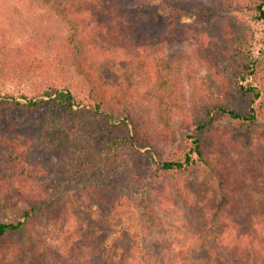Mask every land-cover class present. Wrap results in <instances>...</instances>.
Instances as JSON below:
<instances>
[{"label": "trees", "instance_id": "16d2710c", "mask_svg": "<svg viewBox=\"0 0 264 264\" xmlns=\"http://www.w3.org/2000/svg\"><path fill=\"white\" fill-rule=\"evenodd\" d=\"M34 1L59 16L67 35L55 44V55L41 57L34 51L41 46L27 42L0 59V84L23 76L28 85L20 99L0 87V264H73L48 251L44 235L54 225L62 229L73 222L71 205L85 202L119 218V229L132 241L123 255L109 261L87 242L93 264L118 259L123 264H172L163 244L154 249L144 244L147 222L141 208L148 206L135 205L134 194L146 198L147 174L154 169L175 191L191 197L186 184L198 167L213 178L202 203L204 225L214 232V247H203L205 264H223L222 257L228 264H264V56L255 58L253 42L228 23L216 34L224 44L217 45L216 37L201 39L198 56L214 70L216 94L208 93L203 110L195 108L186 143L166 157L141 130L134 108L106 101L111 92L90 64L108 46L121 51L119 56L142 58L148 42L151 51L171 43L178 36L169 35L168 28L183 33L176 19L199 14L196 6H180L177 0ZM222 2L229 8L226 16L234 17V9L252 21L264 20V0ZM158 10L168 12L163 23L156 19ZM174 61L165 62L168 72ZM71 70L80 73L83 85ZM239 97L247 98L246 108L237 104ZM45 104L60 113L39 114ZM221 119L246 128L241 130L246 138L237 139L241 145L231 139L233 130L217 127L215 120ZM36 135L40 149L56 156V184L49 191L41 184L42 166L28 158ZM140 147L149 149L140 152Z\"/></svg>", "mask_w": 264, "mask_h": 264}, {"label": "rangeland", "instance_id": "374dc122", "mask_svg": "<svg viewBox=\"0 0 264 264\" xmlns=\"http://www.w3.org/2000/svg\"><path fill=\"white\" fill-rule=\"evenodd\" d=\"M70 1L56 0L57 4ZM153 2L159 3V0ZM189 2L190 5H195V10L200 13L181 14L176 19L177 24L184 27L181 30L183 33L171 25L168 28L171 34H168L178 36L174 37L171 43L156 45L151 51L148 42L145 47L148 50L142 58L135 57V54L131 57L119 56L121 51H115L108 46L107 51L101 56L93 57L90 64L93 69L98 70L97 78H100L98 80L102 82L101 86L111 92L105 95L106 101L118 108H134L136 116L140 119L141 130L147 134V138H152L159 152L163 151V156L166 157L180 150L186 143L185 136L193 130L191 118L196 116L195 108L199 105L203 110L208 93L216 94L218 82L215 80L214 70L204 66L198 56L201 39L204 37L205 41H208L216 37L217 45L224 44L225 40L221 41L216 34L221 24L228 23L232 28L243 32L248 41L253 42L255 58L258 61L264 56V20L252 21L234 9L230 11L234 17L228 14L227 17L225 10L228 7L222 0H177L176 4L184 6ZM202 10H208L207 14L203 15ZM58 17L49 11L43 2L0 0V59H4L8 52L27 42L41 46V49H34L41 57L45 56L46 52L50 56L55 55L59 51L54 47L55 44L60 43L61 38L67 35L66 26ZM168 17V12L157 11V21L162 22V18L165 21ZM173 58V68L168 72L165 62H170ZM63 59L67 62L65 55ZM71 72L78 75L75 80L80 86L83 85L80 73L77 70ZM0 87L14 97H18L20 93H28V85L23 76L4 82ZM231 96L233 99L236 95ZM237 104L241 109L246 108L247 98L239 97ZM212 112L210 109L208 115ZM46 113L56 114L60 111H55L49 104H45L39 114ZM215 124L219 128L233 130L230 135L232 140H237L238 137L246 138L245 133H242L246 128L237 126L236 121L221 119L215 120ZM39 141L36 135L28 158L30 162L42 166L45 174L40 178L41 184L49 191L56 184V156L40 149ZM237 141L240 145L243 143ZM147 149L149 148L140 147L139 150L145 152ZM156 172L153 169L147 174L148 180L144 186L146 198L142 201L140 193H135L133 198L135 205L142 203L148 206V209L141 208L142 217L147 222L143 235L144 244L149 249H154L159 243L163 244L168 257L174 261H171L172 264H205L207 257L203 247H214V232L204 225L202 207L205 194L212 186L211 174L204 168H194L186 184L191 197H184ZM131 173L129 169L128 174ZM71 208L74 213L73 222L62 229L54 225L52 231H49L51 234L41 228L45 230L44 246L54 255L59 254L73 264H93L91 254L86 252L87 242L93 243L92 249L101 253L106 261L113 255H123L132 244L129 233L119 229V218L87 202L71 205ZM12 214V211L5 214V218ZM82 254H86V257ZM178 257L179 260L185 259V263L177 261ZM220 261L228 264L223 257ZM114 263L123 264L120 259Z\"/></svg>", "mask_w": 264, "mask_h": 264}]
</instances>
